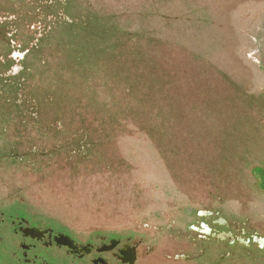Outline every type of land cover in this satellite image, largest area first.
Here are the masks:
<instances>
[{
  "label": "rangeland",
  "instance_id": "374dc122",
  "mask_svg": "<svg viewBox=\"0 0 264 264\" xmlns=\"http://www.w3.org/2000/svg\"><path fill=\"white\" fill-rule=\"evenodd\" d=\"M0 210L79 240L264 235V0H0Z\"/></svg>",
  "mask_w": 264,
  "mask_h": 264
},
{
  "label": "flooded vegetation",
  "instance_id": "af4514ba",
  "mask_svg": "<svg viewBox=\"0 0 264 264\" xmlns=\"http://www.w3.org/2000/svg\"><path fill=\"white\" fill-rule=\"evenodd\" d=\"M219 220L213 222L221 230L200 222L197 238L205 245L187 246L180 239L173 244L144 245L143 240L122 232L90 233L79 240L67 231L42 226L25 213L0 210V264H248L250 258L254 261L249 264L257 258L258 264H264V235L230 229ZM219 241L229 249L219 253ZM251 243L258 251H253ZM240 246L246 250L236 254L233 249Z\"/></svg>",
  "mask_w": 264,
  "mask_h": 264
}]
</instances>
